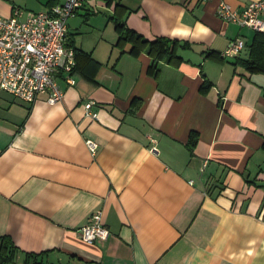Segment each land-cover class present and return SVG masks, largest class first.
Returning a JSON list of instances; mask_svg holds the SVG:
<instances>
[{
  "label": "crops",
  "instance_id": "1",
  "mask_svg": "<svg viewBox=\"0 0 264 264\" xmlns=\"http://www.w3.org/2000/svg\"><path fill=\"white\" fill-rule=\"evenodd\" d=\"M221 1L250 0H87L68 22L79 56L72 84L57 76L61 100L0 90V235L18 248L13 264H264V56L236 62L264 51V31L221 19ZM54 2L0 0V15ZM91 15L97 33L78 40ZM126 27L175 39L177 57L132 54ZM236 38L239 54L222 56ZM95 210L109 236L89 243L77 228Z\"/></svg>",
  "mask_w": 264,
  "mask_h": 264
},
{
  "label": "built area",
  "instance_id": "2",
  "mask_svg": "<svg viewBox=\"0 0 264 264\" xmlns=\"http://www.w3.org/2000/svg\"><path fill=\"white\" fill-rule=\"evenodd\" d=\"M86 1L57 0L39 11L14 6L10 16L0 15V90L30 104L44 93L47 104L61 100L63 90L57 76H63L72 84L70 72L75 65V51L68 39V19L75 17ZM263 13L264 0L247 1L239 11L225 1L217 7L221 19L255 31H264ZM243 47L244 41L236 38L224 49L222 56H236ZM95 104L93 100L82 103L86 117H97ZM85 144L94 154L98 144L89 138L85 139ZM77 233L89 243L106 239L109 230L102 221L101 211L92 212L77 228Z\"/></svg>",
  "mask_w": 264,
  "mask_h": 264
},
{
  "label": "trees",
  "instance_id": "3",
  "mask_svg": "<svg viewBox=\"0 0 264 264\" xmlns=\"http://www.w3.org/2000/svg\"><path fill=\"white\" fill-rule=\"evenodd\" d=\"M57 1V0H55ZM117 29H122L121 24L116 25ZM124 34L123 36L124 40H128L132 42V49L130 52L134 55H137L140 48L143 49L148 48V53L152 55V57L160 56L162 58H168L167 60L177 57L175 54V48L177 41L175 39L165 38V37H158L153 40L145 38L143 35L135 32L131 28H123ZM260 33V31H257ZM263 44H264V35H263ZM264 51L257 50L256 46L252 47L251 50V57L247 60H237L236 62L242 63L245 66H248L250 68L256 67L259 68L260 64L262 63L260 61V56H264ZM263 54V55H262ZM79 56V53L75 52V60H77V57ZM75 62V66H76ZM74 66V68H75ZM73 68V69H74ZM201 89L203 87L201 86ZM18 251V248L14 245L12 239L7 235H0V264H13L14 257ZM30 257H36V254H27ZM26 264H42L40 261H33L31 263Z\"/></svg>",
  "mask_w": 264,
  "mask_h": 264
},
{
  "label": "rangeland",
  "instance_id": "4",
  "mask_svg": "<svg viewBox=\"0 0 264 264\" xmlns=\"http://www.w3.org/2000/svg\"><path fill=\"white\" fill-rule=\"evenodd\" d=\"M21 6L23 8L24 5H20V7ZM96 16L95 15H91L90 19L88 20V22H84L83 19H82L81 22L76 25L77 27H81V29H82V32L77 35L78 40L80 38H86L88 36V34L97 33L94 27L96 25L100 24L101 20H99ZM72 18L68 19V22L70 23L71 26H72L71 22L73 21Z\"/></svg>",
  "mask_w": 264,
  "mask_h": 264
}]
</instances>
